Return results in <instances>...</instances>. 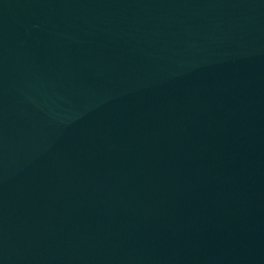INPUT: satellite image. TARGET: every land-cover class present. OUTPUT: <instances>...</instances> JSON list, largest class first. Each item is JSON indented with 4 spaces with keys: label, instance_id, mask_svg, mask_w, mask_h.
I'll list each match as a JSON object with an SVG mask.
<instances>
[{
    "label": "water",
    "instance_id": "1",
    "mask_svg": "<svg viewBox=\"0 0 264 264\" xmlns=\"http://www.w3.org/2000/svg\"><path fill=\"white\" fill-rule=\"evenodd\" d=\"M0 264H264V0H0Z\"/></svg>",
    "mask_w": 264,
    "mask_h": 264
}]
</instances>
